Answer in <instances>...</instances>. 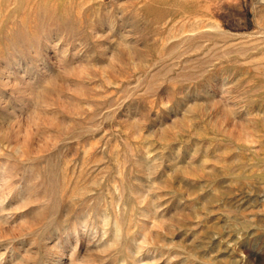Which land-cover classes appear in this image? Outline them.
Listing matches in <instances>:
<instances>
[{"label":"rangeland","instance_id":"rangeland-1","mask_svg":"<svg viewBox=\"0 0 264 264\" xmlns=\"http://www.w3.org/2000/svg\"><path fill=\"white\" fill-rule=\"evenodd\" d=\"M0 264H264V0H0Z\"/></svg>","mask_w":264,"mask_h":264}]
</instances>
